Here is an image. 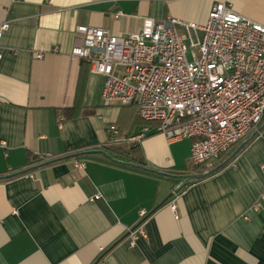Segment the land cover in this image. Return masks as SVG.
Returning a JSON list of instances; mask_svg holds the SVG:
<instances>
[{"label": "crops", "instance_id": "crops-1", "mask_svg": "<svg viewBox=\"0 0 264 264\" xmlns=\"http://www.w3.org/2000/svg\"><path fill=\"white\" fill-rule=\"evenodd\" d=\"M217 2L264 26V0H0V25H8L0 41V264H264V210L252 211L264 185V139L206 179L177 178L216 168L242 142L210 167L189 168L190 140L150 133L129 141L145 126L135 108L104 106L105 78L71 56L78 26L124 35L146 17L203 24ZM74 105L78 117L64 119ZM111 126L117 134L106 132ZM130 145L170 176L95 154L36 168ZM141 222L145 237L130 248Z\"/></svg>", "mask_w": 264, "mask_h": 264}, {"label": "built area", "instance_id": "built-area-1", "mask_svg": "<svg viewBox=\"0 0 264 264\" xmlns=\"http://www.w3.org/2000/svg\"><path fill=\"white\" fill-rule=\"evenodd\" d=\"M7 29L0 25V41ZM75 32L81 39L71 56L86 60L92 74L105 78L103 105L133 106L145 124L129 141L150 133L173 142L190 140L189 161L202 168L252 133L264 139L259 128L264 118V26L230 4L214 3L203 24L146 17L138 32L124 35L88 26ZM106 132L117 134L113 126ZM262 210L264 185L252 206L254 212ZM144 215L141 210L139 217ZM144 237L141 222L128 235L129 247Z\"/></svg>", "mask_w": 264, "mask_h": 264}, {"label": "trees", "instance_id": "trees-1", "mask_svg": "<svg viewBox=\"0 0 264 264\" xmlns=\"http://www.w3.org/2000/svg\"><path fill=\"white\" fill-rule=\"evenodd\" d=\"M75 109H77V106L74 105V107L71 108V109H65V110H63L62 111V115L64 116V119H72V118L78 117L79 114H78V112L75 111ZM259 128H261L262 130H264V118H263L262 122L260 123ZM251 135L247 139L249 141L246 143V145L240 151H242L253 139L256 138V135L253 138H250ZM95 150L96 151H102L104 153V154L96 153L95 155H99L103 159L108 160L110 162H113V163H116V164H119V165H123V166H126V167H130V168L138 169V170H141V171L150 173V174H155V175H158V176L160 175L158 173V171L150 168V166H148L143 161V159L141 158L140 150L138 149V147L136 145H130V146H108V147L105 146V147L95 148ZM234 150H233V152H234ZM90 151L91 150H86V151L77 152V153H74V154H71V155H68V156H63V157H61L59 159L52 160L50 162H45L43 164H39V166H37L36 168L43 167V166H46V165H49V164H53V163H57V162H62V161L69 160V159H73V158L79 157V156H91V154L89 153ZM231 152L226 156L225 159H227L229 156H231V154L233 153V152L232 153ZM238 153H236L227 162H225V161H223L224 163L221 162L216 168H213V169H211L208 172L201 173V174H206L202 178L189 179L187 177L188 174H186V175H183V174L182 175H176V177L177 178L184 179V180H187V181H190V182H196V181H200V180L206 179V178L210 177L211 175L215 174L217 171L221 170ZM36 168H33V169H36ZM28 171L29 170H27V171H21V172L17 173L16 175L11 176L10 178L15 177V176H18V175H24ZM197 175H200V174H197ZM161 176H170V174L168 173L166 175H161Z\"/></svg>", "mask_w": 264, "mask_h": 264}, {"label": "water", "instance_id": "water-1", "mask_svg": "<svg viewBox=\"0 0 264 264\" xmlns=\"http://www.w3.org/2000/svg\"><path fill=\"white\" fill-rule=\"evenodd\" d=\"M256 134L254 133V134H252L251 135V137L250 138H253L254 136H255ZM249 140H245V141H243L237 148H236V150L232 153V155L230 156V157H233L236 153H238L245 145H246V143L248 142ZM91 155H93V154H96V153H100V154H104L102 151H96V150H91L90 152H89ZM230 159V158H229ZM228 161V160H227ZM226 161V162H227ZM160 175H166V174H164V173H162V172H158ZM206 174H200V175H197V174H192V175H188L187 177L189 178V179H197V178H202L203 176H205Z\"/></svg>", "mask_w": 264, "mask_h": 264}, {"label": "rangeland", "instance_id": "rangeland-1", "mask_svg": "<svg viewBox=\"0 0 264 264\" xmlns=\"http://www.w3.org/2000/svg\"><path fill=\"white\" fill-rule=\"evenodd\" d=\"M179 31L182 32V34L185 33L183 30H179ZM189 162H190V161H189ZM188 165H189V168H190V166H191L192 168H194V166H193L191 163H188Z\"/></svg>", "mask_w": 264, "mask_h": 264}]
</instances>
